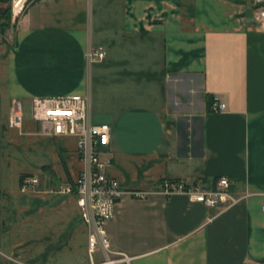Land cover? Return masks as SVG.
I'll return each instance as SVG.
<instances>
[{"label": "crops", "instance_id": "0c3cea01", "mask_svg": "<svg viewBox=\"0 0 264 264\" xmlns=\"http://www.w3.org/2000/svg\"><path fill=\"white\" fill-rule=\"evenodd\" d=\"M259 15L255 0H30L0 31V264H264ZM98 47L107 55L89 65ZM87 93L92 120L112 128L106 173L148 193L116 203L109 249L93 253L76 194L60 191L82 169L77 139L43 135L32 117L35 97ZM217 96L226 110L212 111ZM221 177L248 196L225 209L163 191Z\"/></svg>", "mask_w": 264, "mask_h": 264}, {"label": "built area", "instance_id": "2783aa9c", "mask_svg": "<svg viewBox=\"0 0 264 264\" xmlns=\"http://www.w3.org/2000/svg\"><path fill=\"white\" fill-rule=\"evenodd\" d=\"M30 0H12V18L24 12ZM259 10V21L264 26V0H255ZM107 51L103 47L88 48L86 59L89 65L103 60ZM226 104L214 97L211 109L214 112L226 110ZM32 117L41 125V133L51 137L72 136L77 139V150L82 169L75 182V187H61L60 191L75 193L77 204L88 230L89 251L93 253L98 244L109 249V240L104 228L105 221L112 215L114 206L125 195L145 198L147 192H126L121 189L119 181L106 173L111 160L102 161L100 154L110 144L112 128L106 123H95L91 117L90 94L67 95L62 97L32 99ZM20 103L13 107L9 124L19 128L23 122ZM39 183L37 177L23 179L21 190L28 191ZM232 182L228 177H221L213 183L196 180L189 183L184 180L163 183L167 194H182L191 202L201 203L207 207H216L222 203L225 209L237 205L248 194L237 197L231 191ZM264 209V205H263Z\"/></svg>", "mask_w": 264, "mask_h": 264}, {"label": "trees", "instance_id": "16d2710c", "mask_svg": "<svg viewBox=\"0 0 264 264\" xmlns=\"http://www.w3.org/2000/svg\"><path fill=\"white\" fill-rule=\"evenodd\" d=\"M12 0H0L1 4H8L11 3ZM12 9L9 4L8 7L2 9V15L0 16V31L5 33L6 30L11 26L12 23ZM213 100V99H212ZM213 101H209V104L211 105Z\"/></svg>", "mask_w": 264, "mask_h": 264}, {"label": "rangeland", "instance_id": "374dc122", "mask_svg": "<svg viewBox=\"0 0 264 264\" xmlns=\"http://www.w3.org/2000/svg\"><path fill=\"white\" fill-rule=\"evenodd\" d=\"M113 257V256H112ZM111 258V257H110ZM111 259H116V257H113V258H111Z\"/></svg>", "mask_w": 264, "mask_h": 264}]
</instances>
